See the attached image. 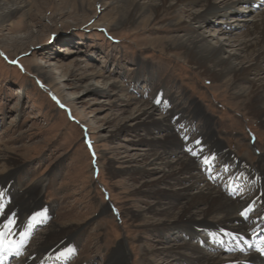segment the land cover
<instances>
[{"label":"rangeland","instance_id":"obj_1","mask_svg":"<svg viewBox=\"0 0 264 264\" xmlns=\"http://www.w3.org/2000/svg\"><path fill=\"white\" fill-rule=\"evenodd\" d=\"M10 1L19 4L0 23V177L11 173L0 181V205L4 206L0 223L15 216L24 231L35 215L34 224H38L19 264L29 258L35 243L54 224L78 229L73 240L75 252L66 259L67 264H108L120 247L128 251L127 264H148V260L185 264L163 251L185 239L180 229H140L134 216L157 202L135 190L161 172L150 170L142 177L121 173L127 166L144 167L139 154L147 148L141 142L147 134L124 125L133 121L140 101L155 109L156 119L169 117L173 109L180 111L172 122L182 121V136L179 128L175 131L182 150L187 151L184 135H190L195 152L204 150L209 158L219 160V153L210 148L207 122L195 114L197 108L209 116L214 137L228 152L257 167L264 155V129L247 114L236 95L242 88L235 91L228 80H211L183 61L181 51L172 50L170 39L185 32L184 27H168L175 17L165 14L143 27L141 20L123 21L120 6L113 0ZM229 6L230 11L221 8L225 19L209 16L202 27L213 25L193 32L204 34L211 43L226 39V45H231L226 49L233 51L248 27L238 25L251 22L261 11L254 13L252 7L242 4ZM189 9L191 13L205 11L201 3ZM39 69L49 74L55 89ZM103 79L110 88L104 87ZM258 83L264 84V72ZM241 87L249 86L243 83ZM159 97L170 99V104L162 101L165 103L158 106ZM190 125L192 129L187 131ZM165 131L158 129L153 136L158 138ZM198 131L202 135L195 134ZM185 154L193 157L188 151ZM193 158L201 163V155ZM14 163L20 169H13ZM42 179L47 183L37 201L43 214L35 213L34 199L26 197ZM172 209L171 217L163 221H176L172 216L179 212L178 204ZM198 241L197 237L192 242ZM61 260L66 261H54Z\"/></svg>","mask_w":264,"mask_h":264},{"label":"bare ground","instance_id":"obj_2","mask_svg":"<svg viewBox=\"0 0 264 264\" xmlns=\"http://www.w3.org/2000/svg\"><path fill=\"white\" fill-rule=\"evenodd\" d=\"M261 1L264 0H220V4L215 5L213 0H147L146 3L142 4L138 0H113L115 4L120 6V16L126 23L141 20L143 27H145L151 21L158 22L162 15L166 14L167 16L175 17L167 24L168 27L176 30L184 27L185 32L183 35H174L175 37L170 39L171 43L169 45L172 50L181 51L183 61L189 63V65L208 76L211 80L216 82L228 80L230 88L235 91L242 88L236 95L242 99L243 107L247 114L252 116L258 125L264 129V84L260 85L258 83L260 76L264 72L263 7L257 10L261 12L254 20L252 19L251 22L244 21L246 24L238 25L242 29L246 25L248 27H245L244 39L238 41L236 49L233 51L226 49L227 46L228 48L231 46L226 45V39H218L215 43H211L204 34L193 32L197 27L207 28L213 25L211 23L202 27L203 24L208 22L209 16H219L225 19L226 13L221 14L220 12L223 6V11H230L229 3L234 5L233 7L238 4L248 8L252 7L253 12L256 13V5L264 6V2ZM199 3L202 4L205 11L201 14L199 12L191 13L189 8ZM18 4L19 2L17 1L0 0V23L6 20L7 16L14 10L13 8L18 7ZM146 14H149V17H146ZM185 14L187 15V21L183 19ZM234 14L235 12H232V15ZM240 15L241 13L236 15V17ZM230 29H232L231 32L234 31V28ZM38 73L49 85L53 84L52 78L47 72L39 69ZM98 81L100 82V80ZM101 83L107 89L111 87L105 79L101 80ZM243 83H248L249 87H241ZM51 86L55 89L54 84ZM109 90L112 91L111 89ZM57 92L59 93L60 90L58 89ZM72 98H75V96ZM127 101L129 102L128 99ZM162 101H165L168 105L170 104V99L167 101V99L163 98ZM127 105L129 106V104ZM137 105L134 109L136 113L132 116L133 121L124 126L132 131L143 130L147 134V137H143L141 140L147 148H144L142 153L139 154L140 161L144 164V167L142 165L137 167L127 166L121 170V173L129 177H142L146 176L150 170H159L161 172L160 176L150 181H144L139 189L135 190L136 194H146L147 196L155 197L157 200L153 205H149L147 208L134 213L136 220L140 223V229L152 228L159 232H163L166 227L168 229H180L184 233L185 239L180 244L174 247L171 245L163 249V251L170 254L171 257H176L177 260L183 261L185 264L258 263V257L253 251L245 255H230L229 258L225 259L223 257L225 250L212 244V241L215 242L216 238H245L250 240L249 232L252 229L260 228L264 224V155L261 156L257 167L250 166L247 161L235 157L228 152L223 143L214 137L213 130L209 126V116L196 108V116L203 118L207 122L208 132L206 133H208L207 137L210 138V143L212 144L210 147L212 152L214 154L219 153L221 156H219L220 159L218 160V170L210 175L212 179H219H214L217 183L211 182L206 177L208 166L204 163V159L206 157L209 158V156L202 153L204 150L198 153L199 157L200 155L202 156L200 164L194 160V156L185 154L191 148V145L194 144L190 135L191 138L188 135H184V147L187 151L184 152L182 150L181 139L175 132L177 128H183L179 127L182 125V121L172 122L174 121L173 119L178 118V112L180 111L176 113L174 109V111L171 110L172 107L166 110L169 113V110H171L170 118L162 116L156 119L154 118L155 109L151 105L144 101H140ZM172 123L175 124L173 125ZM158 129H165L166 134L156 138L153 135H155L154 131ZM191 129L190 125L187 131ZM192 132H195V130H192ZM195 134L202 135L199 131ZM156 148H160L162 151H157ZM194 148L196 147L194 146ZM171 155L172 157L170 158ZM210 158H213V156ZM203 164L205 165L204 170L202 169ZM13 166L15 170L20 169L18 163H14ZM227 171H229L230 176H226L225 173ZM10 176L11 173L4 177L1 176L0 181ZM238 176L245 181L246 189L244 193H246L238 197H230L223 188L224 185L221 186L218 183H221V180H227L226 185H229L230 180L239 178ZM182 177L184 178L183 184H181ZM46 183V179L38 181L35 188L26 194L27 198L34 199L31 204L35 208V213H44V210L40 209L37 199L40 198L42 191H44ZM163 185L168 186V188H163ZM194 191L197 192L194 193ZM177 204L179 212L172 216L176 221H163V218L171 217L172 208ZM251 206H253L254 216L250 217V219H243L240 213ZM198 214L201 216L198 217ZM17 224L15 239H20L21 232H32V229L21 230L23 224L20 221H17ZM20 230L21 232H19ZM77 233L78 229L75 227L51 225L48 231L42 234L41 239L35 243L33 253L30 254L27 260L23 261V264H65L64 260L60 262L54 260H57L61 252H65L69 248L74 249L75 252L73 240ZM197 237L199 239L198 243H193L192 241ZM146 254L149 256L151 253ZM39 255H45V258H41ZM30 257L33 259L30 260ZM38 260L39 263H37ZM147 262L148 264H153L151 260ZM127 263L128 251L125 247H120L115 252V256L110 258L108 264Z\"/></svg>","mask_w":264,"mask_h":264},{"label":"snow or ice","instance_id":"obj_3","mask_svg":"<svg viewBox=\"0 0 264 264\" xmlns=\"http://www.w3.org/2000/svg\"><path fill=\"white\" fill-rule=\"evenodd\" d=\"M157 103H160V101H157ZM199 143V142H197ZM189 152L193 156L198 155L197 152H195L193 149H188ZM214 158H205L204 163L211 165L212 160ZM3 205H0V213H3ZM248 209H245L240 213L242 217L245 219L248 218ZM31 222L28 223L27 228L30 230L33 227V224L37 221V217L34 215L31 218ZM18 224L16 221L15 216H12L10 218H7L3 223H0V256H8V255H20L21 250L25 246V243L29 239V231H24L20 233V239H15L16 233H17ZM262 252H264V248L260 249ZM74 252V249H67L65 252H61L60 255L57 257V259H67L70 257V255Z\"/></svg>","mask_w":264,"mask_h":264}]
</instances>
